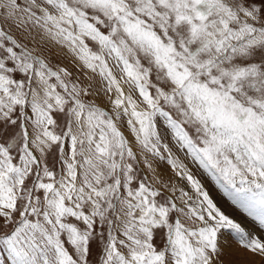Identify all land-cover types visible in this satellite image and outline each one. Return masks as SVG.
I'll return each mask as SVG.
<instances>
[{
    "label": "snow or ice",
    "instance_id": "obj_1",
    "mask_svg": "<svg viewBox=\"0 0 264 264\" xmlns=\"http://www.w3.org/2000/svg\"><path fill=\"white\" fill-rule=\"evenodd\" d=\"M233 244L264 264V0H0V264Z\"/></svg>",
    "mask_w": 264,
    "mask_h": 264
},
{
    "label": "rangeland",
    "instance_id": "obj_2",
    "mask_svg": "<svg viewBox=\"0 0 264 264\" xmlns=\"http://www.w3.org/2000/svg\"><path fill=\"white\" fill-rule=\"evenodd\" d=\"M64 63L67 64L68 62L64 61ZM193 172L197 176V178L199 177V179L202 180V183L205 185L206 189L210 191L211 195H214V193L217 194V195H214V198H215L214 200L219 204V206L222 207L223 210H225L228 214L233 216L238 221L242 222V224L246 228H248L249 230H257L254 228V222H251L250 220L245 218L242 215V213H240V211L238 209H236L234 205L231 204V201L224 195L223 191L215 185V183L211 180L210 177H208L206 174H204L202 172V170H198V169L195 170L193 168ZM232 247L235 250V254H236V255L234 254L232 259L237 260V261H244L243 259L246 258V256H250L251 259H253V260H250V262H252V264H261V258L260 257L251 256L250 254L245 253L242 250H240V252L242 254H239V249H236L234 244L232 245ZM246 261H249V260H246Z\"/></svg>",
    "mask_w": 264,
    "mask_h": 264
},
{
    "label": "bare ground",
    "instance_id": "obj_3",
    "mask_svg": "<svg viewBox=\"0 0 264 264\" xmlns=\"http://www.w3.org/2000/svg\"><path fill=\"white\" fill-rule=\"evenodd\" d=\"M189 166L192 167L191 164H189ZM194 169L196 170V168H194ZM194 172H195V171H194ZM200 177H201V176H200ZM198 178H199V177H198ZM201 181H202V180H201ZM204 183H205V182H204ZM209 188H210V187H209ZM212 191H213V190H212ZM212 193H213V192H212ZM214 195H217V194L214 193ZM214 195H212L213 198H214ZM217 197H218V196H217ZM214 199H215V198H214ZM239 254H242V253L240 252V250H239ZM235 255H236V254H235ZM243 255H244V254H243ZM226 259H228V258H226ZM243 260H244V261H246V260H249V261H250V260H253V259H251L250 256H246V258H244Z\"/></svg>",
    "mask_w": 264,
    "mask_h": 264
}]
</instances>
